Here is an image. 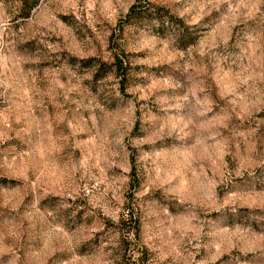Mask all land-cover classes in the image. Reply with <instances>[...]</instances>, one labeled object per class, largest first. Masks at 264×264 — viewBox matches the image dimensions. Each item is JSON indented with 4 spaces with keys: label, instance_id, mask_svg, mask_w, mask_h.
Wrapping results in <instances>:
<instances>
[{
    "label": "rangeland",
    "instance_id": "obj_1",
    "mask_svg": "<svg viewBox=\"0 0 264 264\" xmlns=\"http://www.w3.org/2000/svg\"><path fill=\"white\" fill-rule=\"evenodd\" d=\"M0 264H264V0H0Z\"/></svg>",
    "mask_w": 264,
    "mask_h": 264
},
{
    "label": "trees",
    "instance_id": "obj_2",
    "mask_svg": "<svg viewBox=\"0 0 264 264\" xmlns=\"http://www.w3.org/2000/svg\"><path fill=\"white\" fill-rule=\"evenodd\" d=\"M20 4V13L21 16L27 18L31 15L33 10L37 7L38 3L41 0H16ZM134 21H139L138 19L144 18H154L160 30H163L167 27L177 28L178 30V38L182 42L184 47L190 46L195 43V35L189 33L187 27H185L184 23L180 18L175 17L170 14L169 11L164 9L163 7L155 6L152 10L144 9L143 7H133L129 14V18ZM178 27H180L178 29ZM118 61V70L122 72V74H126L127 70L123 63L117 59ZM129 224L130 229L133 230L135 235H139L140 231V223L138 218L134 215L133 212L129 213ZM124 222V221H123Z\"/></svg>",
    "mask_w": 264,
    "mask_h": 264
}]
</instances>
